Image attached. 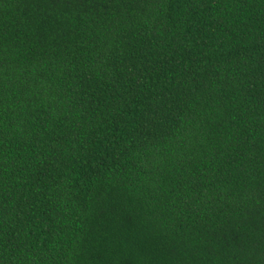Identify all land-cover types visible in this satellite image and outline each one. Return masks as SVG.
<instances>
[{"label":"trees","instance_id":"1","mask_svg":"<svg viewBox=\"0 0 264 264\" xmlns=\"http://www.w3.org/2000/svg\"><path fill=\"white\" fill-rule=\"evenodd\" d=\"M0 264H264V0H0Z\"/></svg>","mask_w":264,"mask_h":264}]
</instances>
